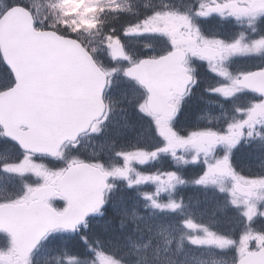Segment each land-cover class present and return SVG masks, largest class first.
<instances>
[{
	"label": "rangeland",
	"instance_id": "rangeland-1",
	"mask_svg": "<svg viewBox=\"0 0 264 264\" xmlns=\"http://www.w3.org/2000/svg\"><path fill=\"white\" fill-rule=\"evenodd\" d=\"M196 1L199 4L196 5V8L193 9L192 12L197 15V22L200 23L201 19H210L209 16H207L208 11H210V7L209 5H207V2L205 0ZM56 6L61 9V16H63L66 20L65 23L69 25L73 29V31H75L74 33H76V35H80L82 37L81 39L85 38L87 41H92L94 52L96 54L102 55L105 58L106 63H109V65L111 66L110 73L112 76H117L118 74L123 75L125 67L121 66V62L117 63L115 61H112L109 58V54L104 53V50H108L109 46L113 42L120 44L119 37L122 38V42L124 40L128 41V45L133 48L138 46L141 47V45H143V47L152 49V47L157 46L161 51H168L170 48L176 47L175 42L169 39V37H175L176 39H178L177 33L180 26L185 25L189 20L192 21V19L194 18L190 17L189 14H177L174 12H167L161 17L154 15L146 16L144 19H140L137 22V26L131 25L126 27V32L124 34H119L118 37H111L107 35V37H104L106 38L105 43L102 44L100 43V39L93 34L94 20L90 16V13L97 7V0H56ZM125 16H134V13H127V15L125 14ZM225 30H227V28ZM231 30L233 29L231 28ZM207 31V34L211 32L214 35V38L213 40L205 39L204 44H207L209 48L213 46L216 48L218 47L222 52H224V54L246 53L248 52V49H250L253 54H256L260 51H255L256 49L253 50V47L249 45L248 42H246L248 37H246V35H242L243 32H238V34H236V36H234L233 38H230L229 41H225L219 40L218 35L221 34L222 31H220L217 27H214L213 29L207 28ZM196 32L200 35H203L204 33H202L200 29H196ZM152 35H156L159 39V36H161V38H163V35L169 36L166 41L160 43L155 42L152 39H148L149 37H152ZM238 36L242 37L240 41L237 40ZM144 39H146L145 42L142 41ZM236 42H239L238 51H234L231 48L237 46ZM229 46L230 48L228 49ZM212 65L214 68H216L215 64ZM239 68L233 69L237 70V74H232L231 72H220L219 70H217L216 75L218 74V77L215 78V80L210 81L211 78H206V81H208V83H213L214 86L213 89L209 91L212 97L208 94V97L206 98L207 105L203 106L201 110L205 114V117L211 118L213 122H217L216 125H213V122H210L212 128L199 130V128L193 127V121H202L203 124L199 127H209L205 124V120L200 118V113H197V116H194L193 112V115L191 116L190 129H188L187 131L188 139L184 141L180 140L174 143L171 135L172 131L168 128L169 120L163 118L156 119L153 116L155 120L150 121V123L153 125L154 133L164 137V139L159 140V142L162 144L160 147L168 146L166 149L167 152H169L170 149H174L176 151H184L185 146L188 145V149L192 152V156L189 161L197 162L200 164L204 163L202 166L203 171L197 176V179L194 180V183H192V185L195 187L205 186L215 188L216 192L221 193L225 198L223 199L222 203H220L218 202L219 200L217 199L216 194H212L211 198L209 196H206L207 194L205 193L201 194L204 199L200 200L199 204L194 209H192L193 211H191V214L189 215L190 217L185 218V222H190L191 224L190 230L186 237L184 235L182 227L175 228L174 225H170L167 222L168 218H166V220L160 219L155 216L153 212H150L152 214H148L146 218L150 219L154 225L150 226L149 234L147 235L146 239L139 241H128L126 249H128L129 254L134 251L140 252L147 250L150 244L153 249L157 246H161L166 248L168 250V253H170V250H172L175 255L171 257L165 253L164 256H168L169 258L163 259L164 262L173 261V264H220L218 263V261L220 260L218 259L219 255H216V253L220 254L222 252H217L219 247L217 246V242L213 238L217 236L215 234V229L223 231V228L226 231V224H230L233 226L235 225L236 229L240 228L245 230L246 227L243 224H248L246 214V211H249L248 204L253 208H250L252 209L249 216L250 219L255 218L260 212V206L264 202V192L260 191L264 189V177L256 179L243 177L240 172L234 169L235 165L231 161L230 157L228 164L225 165V161L222 159H224L226 154L222 155L219 161H214L213 163H209L207 161V158H209V153H211L212 150L222 146L234 147L237 143V138L239 137L238 122L242 120V118H238L236 116L233 119L235 115L233 111L234 107H232V110L228 109L227 107H223V102L232 98L234 99L236 97L233 89L236 88L234 85L235 80L240 78L237 75L250 70V66L247 64L245 65V69H241L240 73L238 70ZM0 80H3L2 77H0ZM213 95L216 96H214L213 98ZM119 98H121L123 102L127 99L131 100L129 111H132V109L136 107H144L143 94L140 91L135 92L132 90V88H128L127 86L124 87L123 92H121V94L119 95ZM142 100L143 107L140 103V101ZM138 101L139 105H137ZM246 106L247 107L245 109H248V103H246ZM219 111H221V113H219ZM143 112L144 115L147 114L144 109ZM193 116L194 119L192 120ZM252 119L256 120L255 117H253ZM121 121H124V126H117L116 124L111 126L110 142L107 141L99 144L101 149L103 148L106 151L109 149L110 153H106L110 154L111 161L120 159L122 168L119 167V169L121 172L127 171L126 166H128L130 169V167H132L135 163L139 167L145 168V170L141 172L140 176L145 185H149L148 183L150 182L153 184L152 186H149L153 190V192H150L151 195L148 196L149 198L170 190L176 184L184 183V179L181 178L178 174L173 173L174 171L164 170L166 167L158 169H148V167L153 163V161L150 159V154H147L149 157H146V155H144L143 157H139L133 154L132 156H136V158L133 160L132 164L128 165L129 161H132L131 157L124 156L123 154H121L120 157L118 154V151L120 149L121 151L125 152L126 148L124 147V144L126 140H132L133 146L135 148L137 144H139V142L147 144L151 142H149L150 137L146 135L145 128H142L140 130L138 136H134L131 134V128L128 127V125H130L129 121H126L125 118H122ZM263 123L264 119L256 124L261 125ZM246 126H250L249 123ZM2 154L3 153L0 152V156H2ZM262 156L264 157V155H259L255 158L258 159ZM40 162L41 160H38L32 155L29 156L15 151L12 156L7 157L6 160L0 162V167L11 170V168H13L16 163H18L17 166H19L23 173L26 175H30L33 178V182L29 183L27 187L19 193V195H28L31 194L30 192L34 191L39 184L42 183H40L41 180H43L44 183L47 182V180L45 178H41V175L38 173L43 168L42 166L38 167ZM188 163L189 162H187V164ZM220 163H223L224 165ZM256 164L257 163H255L253 166L256 167ZM173 165L175 167V164ZM53 172L56 173L55 170H53ZM112 174L113 181H119V175H117V172L113 171ZM49 177L50 176H47V179ZM157 177H162L163 180H160ZM121 184L123 183L121 182ZM241 187L243 188V191H245L246 187L248 189L246 190L248 193L238 192L237 190H239V188ZM257 190L260 192L256 194ZM194 191L197 190L194 189L192 192ZM16 196H18V194L13 197ZM13 197L5 196L4 194L1 195V199H10ZM247 198L248 200L250 199V203L246 202ZM169 201L175 202L177 206L180 205V203L177 201L171 199H169ZM221 204L223 205L222 207H220ZM125 209L126 211L131 213L129 209ZM233 211L235 213V217L232 216ZM238 216L244 217L246 221H243L245 219L238 220ZM185 227L188 226L186 225ZM210 227L214 232H211ZM153 230L155 231L153 232ZM53 234L54 236L58 235L55 233ZM54 243H58L57 237L54 241L44 242V244L39 247L38 250L24 264L80 263L76 258L73 257H54L49 251ZM105 254H95V252L93 251L90 254V260L88 259V261H85L84 264H118L116 262L110 261ZM105 256L107 259L105 258ZM0 264H17L16 256H14V250L9 239H6L4 245L0 246Z\"/></svg>",
	"mask_w": 264,
	"mask_h": 264
},
{
	"label": "water",
	"instance_id": "water-1",
	"mask_svg": "<svg viewBox=\"0 0 264 264\" xmlns=\"http://www.w3.org/2000/svg\"><path fill=\"white\" fill-rule=\"evenodd\" d=\"M0 54L15 81L11 90L0 94V125L23 151L55 156L63 142H75L101 118L106 79L77 41L51 31H35L30 13L13 7L0 18ZM112 56L123 57L118 46L112 47ZM182 59L180 53H171L143 60L125 71L128 79L145 89L146 106L153 115L170 116V91L182 93L189 84L180 66ZM254 75L264 95L263 73ZM252 79L253 75L247 76L240 85L252 89ZM22 127L27 130L20 131ZM81 169H72L68 180ZM94 187L81 189L79 198L60 187V195L69 202L62 215L41 200L29 207H1L0 229L11 236L18 260H25L49 231L73 230L100 210L104 185L101 181ZM237 264H264V250L245 254Z\"/></svg>",
	"mask_w": 264,
	"mask_h": 264
},
{
	"label": "flooded vegetation",
	"instance_id": "flooded-vegetation-1",
	"mask_svg": "<svg viewBox=\"0 0 264 264\" xmlns=\"http://www.w3.org/2000/svg\"><path fill=\"white\" fill-rule=\"evenodd\" d=\"M204 1V0H200ZM207 2V5H209V10L207 16H209L210 19H201L199 28L203 30L205 33H207V28L213 29L214 27H217L220 31H222L221 34L218 35L219 40H225L229 41L230 38H233L238 34V32H243L242 35H246L249 45L253 47V50L259 51L256 54H253L250 49H248V52L246 53H233L234 58L232 59L233 66H239V65H249L251 71L255 70H263L264 71V0H205ZM231 2V3H229ZM194 5H193V4ZM199 4L196 0H184V6H185V14H189L190 17H196L192 10L196 8V5ZM189 11V12H188ZM205 16V15H202ZM222 16V17H220ZM225 17L226 20L223 18ZM203 18V17H202ZM227 28V30H225ZM231 28L233 30H231ZM197 29V28H196ZM196 29L191 25V21L189 20L185 25L180 26L179 31L177 33V38L175 37H169L173 42H175V48H170L169 51L179 49L185 54V63L184 65L188 67H195V72L197 71V67L202 66L204 67L203 70H206L207 66H213L212 64H221L223 63V54L218 47H211L209 48L207 44H204V40H213V38H209L208 34L205 36L200 35L196 32ZM207 36V37H206ZM242 39L241 36L237 37V40L240 41ZM236 47H231L234 51L239 50V42H236ZM230 46L228 47V49ZM213 52V53H211ZM161 54H156V57H159ZM247 57H241L245 56ZM240 75V76H239ZM242 74H238V77H241ZM1 77V76H0ZM200 81V86L207 90H212L214 84L208 83V81L203 80L201 75H197ZM218 74L215 76H212V78H217ZM3 80H0V92L8 90L13 86V81L10 78V76L6 78L2 77ZM127 81L125 80V83ZM130 88H132L133 91L140 92L143 94L142 90L137 86L135 82H128L127 83ZM199 90V89H196ZM234 94H236V97L234 98L235 103L237 104L236 107H234V117L237 116L238 118H242L238 122L239 127V133L237 138L236 145L239 144V148L236 150L237 153V166L234 167V169L241 173L243 177H264V157H260L256 159L255 150L251 148H246L241 152V144L244 145H252L257 142H262L260 140H257L256 138H250L245 137V135L250 134V131L253 130H263L264 129V123L263 124H256L259 123L262 119H264V99L256 95L255 93L247 92L242 89L234 88ZM203 94L209 93V91L201 90ZM190 92V91H189ZM228 93V91H227ZM188 95V94H187ZM178 97L173 96L171 104L175 107L176 111L174 116L169 120L168 128L172 131V138L174 143L177 140L178 136H182V141L187 140V131L190 129V123H191V116L193 115L192 112L194 111V116H197V113H200V118L205 120L206 125H210V122H213L211 118L205 117V114L202 112L201 108L205 105H207V101L201 99L197 101V105L194 107V110L192 111L193 104L192 98L188 96ZM210 95V93H209ZM211 96V95H210ZM216 95H213V98ZM241 96H244V100L241 99ZM212 97V96H211ZM136 98V97H135ZM142 101H140L141 103ZM131 103V101H130ZM130 103L128 107L130 106ZM246 103H248V109H245ZM142 104V103H141ZM250 104V105H249ZM137 105H139V101L137 102ZM127 107V104L125 105ZM223 107H227L228 109L232 110L230 106L226 105L225 102H223ZM133 112L136 113V116H128L123 115L122 118H125V120L129 121L128 127L131 128V134L134 136H137L140 132V129L143 127V119L139 116H142V108H134L132 109ZM123 112H128L127 109H124ZM221 113V111H219ZM194 116L192 120L194 119ZM242 116V117H239ZM247 116V117H246ZM255 117L256 120H253L252 118ZM121 118V120H122ZM158 118V117H156ZM120 123L125 124L124 121H121ZM217 122H213V125H216ZM227 123V121H226ZM250 126H246V125ZM203 124L202 121H193V127H199ZM106 124L105 122H99L95 125H93L92 131L94 130V127H104ZM223 125V124H222ZM138 151H135V155L139 157H143V146L142 143H139L138 145ZM73 150H75L74 146H70ZM168 146L165 147H157V151L154 153V155H159L164 150L167 149ZM189 148L188 145L185 146V150ZM174 150V149H172ZM178 151V150H177ZM73 153H70L69 155H73ZM89 156L91 159H87V162L93 165L94 167H98L101 170H104V165L109 163L108 158L106 156V150L101 149L98 147H93V149L89 152ZM136 158V156H135ZM221 159V158H220ZM219 159V160H220ZM60 167L61 169L58 170L57 174L61 176L63 174V171L67 166L70 165V162L66 158H62L60 156ZM218 160V161H219ZM225 161V165L228 164V161L226 158L222 159ZM256 164V167L253 165ZM223 164V163H220ZM224 165V164H223ZM191 177L190 174V167L189 169L186 166L185 169V177H184V183H186ZM46 180L47 177L45 178ZM47 182H43L42 185L44 186L47 184H50ZM19 199V202H29L31 201V194L27 195H18L16 198H10L7 201L1 202V200H4L5 198L0 199V205L3 203H11L14 202L16 199ZM52 201H55L60 206V209L64 208L63 201L56 197Z\"/></svg>",
	"mask_w": 264,
	"mask_h": 264
},
{
	"label": "trees",
	"instance_id": "trees-1",
	"mask_svg": "<svg viewBox=\"0 0 264 264\" xmlns=\"http://www.w3.org/2000/svg\"><path fill=\"white\" fill-rule=\"evenodd\" d=\"M124 4H126L127 10L122 8L123 2H116L115 6H108L107 3H104L98 14H94L97 27L96 34L100 40L107 36L109 30L115 37L125 27L137 24L140 19H144V16L148 14L146 7L149 3L146 0L130 1ZM13 5H21L29 9L33 13L36 28L52 29L62 36L79 39L89 48V45L85 42L86 40L81 39L80 35H76L75 31L63 22L61 9L56 6V0H0V14ZM113 9L122 10L125 13L120 12L119 15L109 14ZM128 10L134 13V16L126 17L125 14L127 15ZM136 14L141 16L139 17ZM54 22H59V24L53 26ZM60 24L65 26L61 27ZM136 228V222L132 220L128 222L109 212L101 225L89 227L85 232L88 235L86 240L71 241L67 251L70 255L80 257V259H88L87 251L93 249L94 252L100 254L106 253L105 255L110 261L118 264H162V258L153 257L150 253L145 254L143 262H140V257H136L134 254L132 256L126 254L125 246L129 237L134 238L136 236Z\"/></svg>",
	"mask_w": 264,
	"mask_h": 264
},
{
	"label": "clouds",
	"instance_id": "clouds-1",
	"mask_svg": "<svg viewBox=\"0 0 264 264\" xmlns=\"http://www.w3.org/2000/svg\"><path fill=\"white\" fill-rule=\"evenodd\" d=\"M57 24H59V22H54L53 26H57ZM59 26L64 27L65 25L60 24Z\"/></svg>",
	"mask_w": 264,
	"mask_h": 264
}]
</instances>
